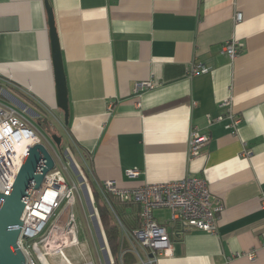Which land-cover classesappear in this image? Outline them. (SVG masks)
I'll use <instances>...</instances> for the list:
<instances>
[{
    "label": "crops",
    "instance_id": "crops-1",
    "mask_svg": "<svg viewBox=\"0 0 264 264\" xmlns=\"http://www.w3.org/2000/svg\"><path fill=\"white\" fill-rule=\"evenodd\" d=\"M48 1L69 121L56 100L45 0H0V101L50 127L51 118L62 125L79 183L67 177L79 185L75 203L88 224L82 233L75 203L69 207L82 253L95 251L113 264L93 194L100 183L135 188L197 176L223 205L217 231L184 229L168 209L155 210L172 243V254L155 264H264V0ZM231 39L243 43L235 59L222 51ZM198 64L208 71L191 76ZM144 81L154 88L141 90ZM231 113L241 119L237 126ZM195 129L209 142L191 158ZM129 169L140 174L132 177ZM134 208L124 209L129 230L140 224ZM125 242L143 259L151 256L136 240ZM127 256L133 261L125 257L126 264H138L133 253Z\"/></svg>",
    "mask_w": 264,
    "mask_h": 264
},
{
    "label": "built area",
    "instance_id": "built-area-1",
    "mask_svg": "<svg viewBox=\"0 0 264 264\" xmlns=\"http://www.w3.org/2000/svg\"><path fill=\"white\" fill-rule=\"evenodd\" d=\"M241 19L242 14L238 13L236 20ZM242 47V42L231 39L224 44L222 51L235 59ZM207 71V67L198 64L190 74L193 76ZM152 88V81L140 84L141 90ZM223 105H229V101H224ZM231 117L234 126L241 122L232 113ZM219 119H223V116ZM208 142V134L193 130L189 143L190 157L200 155ZM40 143L39 135L25 114L0 101V193L10 192L30 147ZM127 174L135 177L140 171L129 169ZM99 188L107 202V195L113 194L121 201L140 205L138 227L129 230L118 217L117 221L130 242L136 240L146 252L151 253L147 259H143L134 245L132 248L123 246V238L118 257L113 260V264H126L125 256L128 253L135 255L138 264H155L160 256L172 254L168 229L154 215L157 209H168L170 219L179 222L184 229L193 228L210 233L217 231L219 214L223 210L222 203L212 198L207 180L197 176L164 183H146L135 188H121L115 181L107 180L100 183ZM78 191L79 185L70 181L57 165L45 174L38 188L33 187L23 212L26 216L17 239V246L25 257L24 264H50L48 254H63L66 248L80 244L75 216L68 210L77 201ZM64 203L67 206L59 213ZM262 206L264 207V193ZM55 217V222L49 227ZM68 261L73 264L69 258ZM84 264L95 263L89 261Z\"/></svg>",
    "mask_w": 264,
    "mask_h": 264
},
{
    "label": "water",
    "instance_id": "water-1",
    "mask_svg": "<svg viewBox=\"0 0 264 264\" xmlns=\"http://www.w3.org/2000/svg\"><path fill=\"white\" fill-rule=\"evenodd\" d=\"M49 33L52 45V59L56 81L57 105L65 113L69 121V99L66 75L60 39L56 27L52 6L45 0ZM59 146L62 139L57 134L52 135ZM55 165V161L44 144L30 147L16 180L8 194L0 193V264H24L25 257L17 246V239L25 218L23 214L33 187L38 188L45 176Z\"/></svg>",
    "mask_w": 264,
    "mask_h": 264
},
{
    "label": "rangeland",
    "instance_id": "rangeland-1",
    "mask_svg": "<svg viewBox=\"0 0 264 264\" xmlns=\"http://www.w3.org/2000/svg\"><path fill=\"white\" fill-rule=\"evenodd\" d=\"M1 99L5 102H8L11 105L15 106V108H17L18 110H20L21 112H23L25 114V116L32 123L37 134L39 135V137L41 139L40 144H44L46 146V148L50 151V153H51V155L55 161V165H57L64 172L66 177H67V174L69 172L70 175L74 177V180H76L77 183H79L78 174L75 173V171L72 169V166H71V160L69 157L70 154L66 152V145L68 142V138H67L66 133L63 132L62 125L51 118L50 119V120H52L51 125H53V127L52 126L50 127L51 130L48 128L44 129L45 127H43L39 123V117L38 116L32 115L31 113H29L25 109L23 110L19 105H16L15 103L6 99L3 96H1ZM57 131L60 133V137L64 141V142L61 141L59 146L56 144V142L52 138V134L53 133L57 134ZM74 160H75L76 164L79 165V160L76 156H74ZM66 206H67V203H64L58 212L60 213L61 211H63L66 208ZM85 208H86V212L88 214H90L89 210L87 209L86 204H85ZM74 211H75V214L77 216V224L80 227L79 229L82 233H84L88 227V224L84 218L80 203H75ZM56 218L57 217H55V219L51 220L49 227L53 224V222H55ZM115 220L117 222V219H115ZM91 222H92V220H91ZM79 240L81 242V238H79ZM125 241H129V238L125 237L124 243H126ZM128 243H131V242L129 241ZM138 248H140V247H138ZM84 250H85L84 253H82L81 249L78 246L74 245V246L66 248L63 254H60V253L48 254L47 259L50 262V264H70L68 261V258L71 260V262L73 264H79V263L83 262L86 258L93 259L95 264H101V263L106 264L105 260L102 259V256H100L101 260L97 257V254L95 251H91V253H90L88 250H86V249H84Z\"/></svg>",
    "mask_w": 264,
    "mask_h": 264
},
{
    "label": "trees",
    "instance_id": "trees-1",
    "mask_svg": "<svg viewBox=\"0 0 264 264\" xmlns=\"http://www.w3.org/2000/svg\"><path fill=\"white\" fill-rule=\"evenodd\" d=\"M39 123L42 126H46L47 128L51 129L48 123L45 121V119L39 118ZM94 198L95 202L97 203V210L99 213L100 221L102 224V227L104 229L108 247L110 249V254L113 259H117L121 245H122V236H121V227L118 224V221L116 222L115 219L117 217L121 220L124 226H127V221L124 218V209L126 206H134L135 211L138 213L141 212L140 205L135 202H124L121 201L118 197H116L113 194H108V201H106L105 196L100 191V189L95 188L94 189ZM137 207V208H136ZM139 208V209H138ZM129 227V226H128ZM131 230L134 228H130ZM123 246L126 247L127 244L123 243ZM126 261L132 262V258L128 257L126 254ZM130 258V259H129Z\"/></svg>",
    "mask_w": 264,
    "mask_h": 264
}]
</instances>
